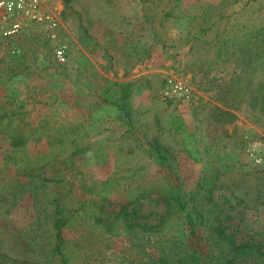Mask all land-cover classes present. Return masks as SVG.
<instances>
[{"label": "rangeland", "instance_id": "374dc122", "mask_svg": "<svg viewBox=\"0 0 264 264\" xmlns=\"http://www.w3.org/2000/svg\"><path fill=\"white\" fill-rule=\"evenodd\" d=\"M51 3L54 39L0 12V264H142L214 214L264 264V0Z\"/></svg>", "mask_w": 264, "mask_h": 264}, {"label": "trees", "instance_id": "16d2710c", "mask_svg": "<svg viewBox=\"0 0 264 264\" xmlns=\"http://www.w3.org/2000/svg\"><path fill=\"white\" fill-rule=\"evenodd\" d=\"M260 50H264V41H262ZM262 61L264 62V58H262ZM128 96V88L123 89L122 93L117 100H108L107 99V105L106 107H110L113 105L116 106V108L122 109L123 113L126 115L129 112V106H123L120 103H124L127 100ZM258 97V92H257ZM120 101V102H119ZM264 109V106H259V110L262 112ZM173 130L178 132L181 137L182 147L187 154L189 158H191L194 162H200V151L199 148L193 145L192 143V133L187 132L184 128L181 122L178 119L174 118L173 122ZM214 174L213 176H210L207 179H203L202 188L204 192V198H207L206 196H209V187L213 184L214 180ZM168 197L164 198L166 200ZM172 201V199H170ZM177 203H173L178 208L182 207V202H179V199L175 198ZM206 200V199H205ZM172 202H166V212L169 214V210L171 207ZM172 204V205H173ZM122 207V206H121ZM165 212V213H166ZM118 215L125 218V214L119 210ZM213 218L209 219V224L207 231L208 233L205 236H202L203 240V246H198L197 244L193 246L190 244L189 239L190 236L193 233V230H190L189 237L186 238L183 243H180L178 245L171 244L176 250L166 253H161L157 256L155 260H151L149 262H143L142 264H237L233 261L235 254L242 253L245 248L246 244L241 245H235L233 244V239L229 233H226L224 226L222 222V218H218L217 214H214ZM183 220L187 224L188 227H193L196 225V223L201 224L203 220H205L202 216H198L200 219L192 218L190 214L186 213L183 216ZM164 220V218H163ZM161 221V220H160ZM135 219H132L128 225L130 229H134V227L138 224ZM153 226H145L144 228L150 229ZM56 245L54 246V249L56 252L62 255V242L59 230L56 228ZM139 246H143V242H138ZM206 247V248H205ZM204 249H207L206 253H204ZM217 249V255L212 256L213 250ZM64 259V258H63Z\"/></svg>", "mask_w": 264, "mask_h": 264}, {"label": "built area", "instance_id": "2783aa9c", "mask_svg": "<svg viewBox=\"0 0 264 264\" xmlns=\"http://www.w3.org/2000/svg\"><path fill=\"white\" fill-rule=\"evenodd\" d=\"M53 0H0V12L6 18H12V22L4 30L5 35H10L16 32L19 28V19L25 18L30 22L40 26L39 36H46L49 39H54L53 33L56 22L50 15ZM55 58L63 62L64 46L58 44L54 50Z\"/></svg>", "mask_w": 264, "mask_h": 264}]
</instances>
